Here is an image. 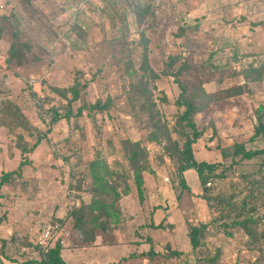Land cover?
<instances>
[{
	"label": "rangeland",
	"instance_id": "rangeland-1",
	"mask_svg": "<svg viewBox=\"0 0 264 264\" xmlns=\"http://www.w3.org/2000/svg\"><path fill=\"white\" fill-rule=\"evenodd\" d=\"M1 9L0 264L48 223L104 264H264V0Z\"/></svg>",
	"mask_w": 264,
	"mask_h": 264
},
{
	"label": "trees",
	"instance_id": "trees-1",
	"mask_svg": "<svg viewBox=\"0 0 264 264\" xmlns=\"http://www.w3.org/2000/svg\"><path fill=\"white\" fill-rule=\"evenodd\" d=\"M73 97L75 99L78 97V93L75 90L73 91ZM185 105H186L185 112L183 113V115L181 117L186 122V124L192 129V132H193L192 133V138L185 143V147H186L188 153L190 154L191 153L190 146L199 137V132L197 131L194 123L189 118V115L192 114L193 110H194L193 105H189L187 101L185 102ZM94 107H96V106H94V105L90 106V108H94ZM257 152L258 151H256V150L255 151H250V150L244 151L242 153V156H243V158L250 159V158L255 157L257 155ZM188 167L195 169L197 171V173H198L200 178H201L203 170H206V169L207 170H212L211 164H207V163H204V162L196 163V162L191 161L189 163ZM7 174L8 173H6L2 177V181H4L7 178ZM190 242H191V244L193 246L196 245V240H195L194 236L191 237ZM61 248H62V246L59 245V244H56L55 246L51 247L49 249V251L47 252V254H46V259L43 262H40V263H42V264H65L64 260L62 259L61 255H60ZM21 264H39V263L36 262V261H28V262H21Z\"/></svg>",
	"mask_w": 264,
	"mask_h": 264
},
{
	"label": "crops",
	"instance_id": "crops-1",
	"mask_svg": "<svg viewBox=\"0 0 264 264\" xmlns=\"http://www.w3.org/2000/svg\"><path fill=\"white\" fill-rule=\"evenodd\" d=\"M1 12L2 9L0 10V14ZM91 249L92 250H88L86 253H83L81 251L68 252L70 251L69 249L67 250L61 248L60 255L64 260L65 264H82V263L84 264V262L89 264H104V262L111 257L109 256L111 254L109 249L107 250L105 246L96 247V249L93 248ZM3 263L18 264V262L5 261V259L3 260ZM105 264H114V263L106 262Z\"/></svg>",
	"mask_w": 264,
	"mask_h": 264
},
{
	"label": "built area",
	"instance_id": "built-area-1",
	"mask_svg": "<svg viewBox=\"0 0 264 264\" xmlns=\"http://www.w3.org/2000/svg\"><path fill=\"white\" fill-rule=\"evenodd\" d=\"M4 0H0V9L3 7ZM62 227L55 223H48L43 226L38 232L36 244L40 247L43 252H48L49 249L56 244H63L64 238Z\"/></svg>",
	"mask_w": 264,
	"mask_h": 264
}]
</instances>
